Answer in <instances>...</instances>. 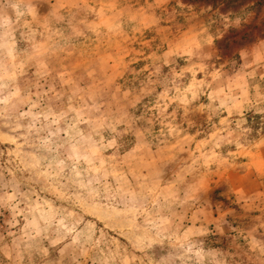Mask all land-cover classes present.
<instances>
[{"label": "rangeland", "instance_id": "obj_1", "mask_svg": "<svg viewBox=\"0 0 264 264\" xmlns=\"http://www.w3.org/2000/svg\"><path fill=\"white\" fill-rule=\"evenodd\" d=\"M0 264H264V0H0Z\"/></svg>", "mask_w": 264, "mask_h": 264}]
</instances>
